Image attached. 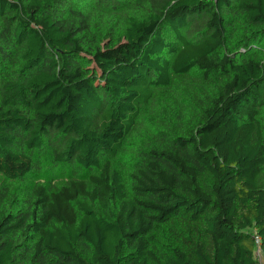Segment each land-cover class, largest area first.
<instances>
[{
	"label": "trees",
	"instance_id": "obj_1",
	"mask_svg": "<svg viewBox=\"0 0 264 264\" xmlns=\"http://www.w3.org/2000/svg\"><path fill=\"white\" fill-rule=\"evenodd\" d=\"M258 249L264 0H0V264Z\"/></svg>",
	"mask_w": 264,
	"mask_h": 264
},
{
	"label": "rangeland",
	"instance_id": "obj_2",
	"mask_svg": "<svg viewBox=\"0 0 264 264\" xmlns=\"http://www.w3.org/2000/svg\"><path fill=\"white\" fill-rule=\"evenodd\" d=\"M57 175H58L57 172L53 173L49 169H43L42 172L37 173V175H31L28 179L32 183H41V184H43L48 179L47 176H51V177L55 178Z\"/></svg>",
	"mask_w": 264,
	"mask_h": 264
},
{
	"label": "built area",
	"instance_id": "obj_3",
	"mask_svg": "<svg viewBox=\"0 0 264 264\" xmlns=\"http://www.w3.org/2000/svg\"><path fill=\"white\" fill-rule=\"evenodd\" d=\"M257 243H259V240H257ZM256 259L258 261V264H264V257L259 249L256 251Z\"/></svg>",
	"mask_w": 264,
	"mask_h": 264
}]
</instances>
